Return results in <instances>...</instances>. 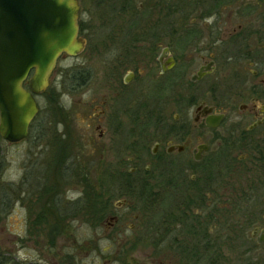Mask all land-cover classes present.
Wrapping results in <instances>:
<instances>
[{"label":"flooded vegetation","instance_id":"obj_1","mask_svg":"<svg viewBox=\"0 0 264 264\" xmlns=\"http://www.w3.org/2000/svg\"><path fill=\"white\" fill-rule=\"evenodd\" d=\"M76 1L83 49L59 58L98 59L95 71L82 62L71 76L83 74L85 92L96 76L99 82L98 100L83 107L94 106L88 126L109 188L98 197L106 215L101 259L257 264L264 251V0ZM37 106L29 134L52 111ZM68 135L55 134L49 149L64 174L73 164ZM0 264L26 263L0 250Z\"/></svg>","mask_w":264,"mask_h":264},{"label":"rangeland","instance_id":"obj_2","mask_svg":"<svg viewBox=\"0 0 264 264\" xmlns=\"http://www.w3.org/2000/svg\"><path fill=\"white\" fill-rule=\"evenodd\" d=\"M82 62L94 71L98 66L97 57L89 53L74 59L60 57L48 89L36 98L41 109L50 111L51 105V113L40 114L26 140L16 144L0 140V250L20 263L120 264L112 258L115 250L106 252L112 260L101 259L106 242L98 238L103 236L106 215L98 209V197L108 196L109 188L101 184L100 150L94 142L96 133L88 126L94 106L83 107L98 100L100 91L97 76L88 92L83 89V74L72 79ZM58 106L64 114L54 112ZM60 133H70L66 142L73 144L72 168L65 174L56 170L49 150L54 135ZM88 137L92 138L87 141ZM58 201L63 204L60 211ZM130 255L139 257L137 252ZM260 260L264 264V251L257 264ZM128 264L135 263L129 260Z\"/></svg>","mask_w":264,"mask_h":264},{"label":"water","instance_id":"obj_3","mask_svg":"<svg viewBox=\"0 0 264 264\" xmlns=\"http://www.w3.org/2000/svg\"><path fill=\"white\" fill-rule=\"evenodd\" d=\"M76 0H0V138H27L61 54L77 56Z\"/></svg>","mask_w":264,"mask_h":264},{"label":"trees","instance_id":"obj_4","mask_svg":"<svg viewBox=\"0 0 264 264\" xmlns=\"http://www.w3.org/2000/svg\"><path fill=\"white\" fill-rule=\"evenodd\" d=\"M76 75H77V74H76ZM76 75H75V76H76ZM31 128H32V127H31ZM30 130H31V129H30ZM84 181H86V180H84Z\"/></svg>","mask_w":264,"mask_h":264}]
</instances>
